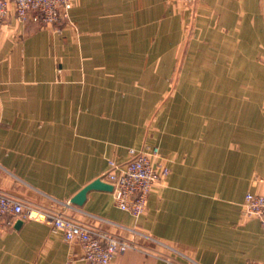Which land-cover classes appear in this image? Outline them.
<instances>
[{
	"label": "crops",
	"instance_id": "crops-1",
	"mask_svg": "<svg viewBox=\"0 0 264 264\" xmlns=\"http://www.w3.org/2000/svg\"><path fill=\"white\" fill-rule=\"evenodd\" d=\"M146 145L169 172L142 215L105 190L75 205L164 243L112 264L264 263V225L242 208L264 194V0H74L62 23L0 24L1 190L67 202ZM6 221L0 264H85L46 222Z\"/></svg>",
	"mask_w": 264,
	"mask_h": 264
},
{
	"label": "built area",
	"instance_id": "built-area-1",
	"mask_svg": "<svg viewBox=\"0 0 264 264\" xmlns=\"http://www.w3.org/2000/svg\"><path fill=\"white\" fill-rule=\"evenodd\" d=\"M73 3L74 0H0V24L12 16L24 24L31 21L44 25L62 23L69 19ZM129 151L130 159L123 164L112 162L105 179L114 184L116 205L138 217L145 212L153 187L167 176L169 170L159 161L158 145H146L139 150L130 148ZM242 208L244 216L258 217L264 225L263 193L248 192ZM74 210L77 208L70 201L52 198L33 201L0 189V231L10 225L7 218L11 222L41 220L53 230L62 231L68 242H79L85 264H112L116 256L127 250H144L147 247L143 244L144 239L153 243L152 252L159 253L158 246L164 244L137 230H131L132 236L110 232L78 218ZM67 264H75L74 258L70 257ZM247 264L264 263L249 261Z\"/></svg>",
	"mask_w": 264,
	"mask_h": 264
},
{
	"label": "water",
	"instance_id": "water-1",
	"mask_svg": "<svg viewBox=\"0 0 264 264\" xmlns=\"http://www.w3.org/2000/svg\"><path fill=\"white\" fill-rule=\"evenodd\" d=\"M107 174V173H106ZM106 174L102 175L101 177L93 180L89 184H87L84 188H82L75 196H73L70 199V203L82 206L87 198V195L92 190H105V191H114V184L107 181L105 179ZM25 221L22 219L16 220V226L19 227L22 225Z\"/></svg>",
	"mask_w": 264,
	"mask_h": 264
},
{
	"label": "rangeland",
	"instance_id": "rangeland-1",
	"mask_svg": "<svg viewBox=\"0 0 264 264\" xmlns=\"http://www.w3.org/2000/svg\"><path fill=\"white\" fill-rule=\"evenodd\" d=\"M181 64H177V67H180ZM177 69V68H176ZM180 69V68H178ZM177 69V71H178ZM176 71L174 78H171L168 80V86H169V92L168 95L174 94L176 90H178V87L180 85V78L179 73Z\"/></svg>",
	"mask_w": 264,
	"mask_h": 264
}]
</instances>
